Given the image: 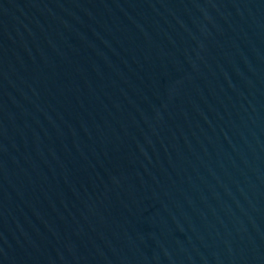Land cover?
Returning <instances> with one entry per match:
<instances>
[{
	"label": "water",
	"instance_id": "1",
	"mask_svg": "<svg viewBox=\"0 0 264 264\" xmlns=\"http://www.w3.org/2000/svg\"><path fill=\"white\" fill-rule=\"evenodd\" d=\"M0 264H264V0H0Z\"/></svg>",
	"mask_w": 264,
	"mask_h": 264
}]
</instances>
